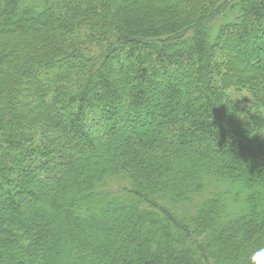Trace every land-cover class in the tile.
Listing matches in <instances>:
<instances>
[{
    "label": "trees",
    "instance_id": "16d2710c",
    "mask_svg": "<svg viewBox=\"0 0 264 264\" xmlns=\"http://www.w3.org/2000/svg\"><path fill=\"white\" fill-rule=\"evenodd\" d=\"M75 70V93L50 97ZM260 248L264 0H0V264Z\"/></svg>",
    "mask_w": 264,
    "mask_h": 264
},
{
    "label": "rangeland",
    "instance_id": "374dc122",
    "mask_svg": "<svg viewBox=\"0 0 264 264\" xmlns=\"http://www.w3.org/2000/svg\"><path fill=\"white\" fill-rule=\"evenodd\" d=\"M132 66H133V65H132ZM135 70H136V67L133 68L131 72H132V73H135ZM71 73H72V74L69 75V77L66 78V80H63L58 86H56V87L52 90V92H51V94H50V97L53 98V96H55L56 98H53V99H57V98L60 99V98H63V97H66V96H69V95H72L73 93H75L76 88H78L79 85H80L79 83H80V81H81V78H82V80H83V73L80 72V71H77V70L72 71ZM179 73H180V74H183V69H181V70L179 71ZM231 77H232V74H231V73H227V72H226V73H222L221 76H220V78H223V80L225 81L224 86L228 87L227 90H229V91H228L229 95L233 96L235 99H236V98L242 99V98H244V97H247V96H248V95H247V93H248L247 91H242V92H240V93H236V92H234V90L232 89L233 87H232L231 85H229V83L231 82V81H230ZM52 98H50V99H48V100H51ZM84 122H85V123L88 122V117L85 119ZM92 123H93V125H94V127H95L96 129L99 128L100 124H99L98 121H93ZM95 128H94V129H95ZM198 148H205V146H204V145H202V146H199V145H193V146L191 147L190 151H191V150H197ZM79 156H80L79 153H75V154H74V157L76 158V160L79 159ZM58 195H59V194H58ZM58 198H59V197H58L57 195L53 196V199H54V200H57ZM30 204H31V201H28V203L25 202V205H26L27 207H30ZM50 212L53 214L52 211H50ZM50 212H49V214H50ZM48 217H50V215L45 216V217H41L40 222H41V223H44V221H45L46 218H48ZM61 254H62V257H63L64 262H65V263L69 262V260H70V255H69V253L67 252V249H66V248H61Z\"/></svg>",
    "mask_w": 264,
    "mask_h": 264
},
{
    "label": "clouds",
    "instance_id": "9594fccd",
    "mask_svg": "<svg viewBox=\"0 0 264 264\" xmlns=\"http://www.w3.org/2000/svg\"><path fill=\"white\" fill-rule=\"evenodd\" d=\"M251 264H264V248H260L251 255Z\"/></svg>",
    "mask_w": 264,
    "mask_h": 264
}]
</instances>
